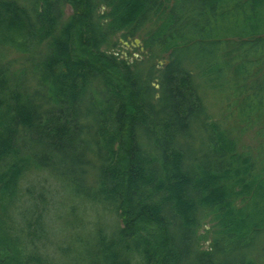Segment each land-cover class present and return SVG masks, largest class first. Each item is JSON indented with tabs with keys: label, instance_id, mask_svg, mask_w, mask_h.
<instances>
[{
	"label": "trees",
	"instance_id": "trees-1",
	"mask_svg": "<svg viewBox=\"0 0 264 264\" xmlns=\"http://www.w3.org/2000/svg\"><path fill=\"white\" fill-rule=\"evenodd\" d=\"M0 264H264V0H0Z\"/></svg>",
	"mask_w": 264,
	"mask_h": 264
},
{
	"label": "rangeland",
	"instance_id": "rangeland-1",
	"mask_svg": "<svg viewBox=\"0 0 264 264\" xmlns=\"http://www.w3.org/2000/svg\"><path fill=\"white\" fill-rule=\"evenodd\" d=\"M63 11L66 15L71 12V9L68 5H64ZM134 38H129L126 41L119 39L120 44L113 46L112 48H102L107 52H113L118 54L120 57L124 59H128L129 61H134L135 59L142 58L141 43H134ZM138 39V38H137ZM140 41V40H139ZM141 42V41H140ZM25 185H29L32 187L33 194L43 193L45 198L47 199L46 203V217L45 222L47 226L48 240L45 241V244L49 247V251L51 253H57L58 246H65L67 239L65 238L62 230V223L64 219L72 220L73 215L82 214V218L87 228H94L95 224H99L103 226L105 230L109 231L110 224L113 222H117L118 217L115 214H109L105 211L97 210L95 207H91L87 204V206H82L77 211L74 209H70L68 204L70 203L65 197H63V191L59 186L58 182L44 178L43 174L33 175L30 174L27 176V179L24 181ZM41 204V200L37 199ZM69 208V210H67ZM82 213H81V212ZM67 212L73 214L72 216L66 214ZM77 226V225H76Z\"/></svg>",
	"mask_w": 264,
	"mask_h": 264
},
{
	"label": "water",
	"instance_id": "water-1",
	"mask_svg": "<svg viewBox=\"0 0 264 264\" xmlns=\"http://www.w3.org/2000/svg\"><path fill=\"white\" fill-rule=\"evenodd\" d=\"M69 7V6H68ZM70 8V7H69ZM71 9V8H70ZM136 43H140L139 39L135 38Z\"/></svg>",
	"mask_w": 264,
	"mask_h": 264
},
{
	"label": "flooded vegetation",
	"instance_id": "flooded-vegetation-1",
	"mask_svg": "<svg viewBox=\"0 0 264 264\" xmlns=\"http://www.w3.org/2000/svg\"><path fill=\"white\" fill-rule=\"evenodd\" d=\"M133 42L135 43V38L133 39ZM140 43H141V42H140ZM141 46H142V44H141ZM141 48H143V46H142Z\"/></svg>",
	"mask_w": 264,
	"mask_h": 264
}]
</instances>
